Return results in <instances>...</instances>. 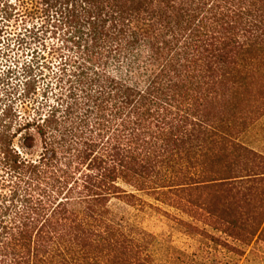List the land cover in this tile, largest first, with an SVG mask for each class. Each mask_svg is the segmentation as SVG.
<instances>
[{
    "label": "trees",
    "instance_id": "obj_1",
    "mask_svg": "<svg viewBox=\"0 0 264 264\" xmlns=\"http://www.w3.org/2000/svg\"><path fill=\"white\" fill-rule=\"evenodd\" d=\"M39 1L66 6L77 52L65 107L0 145V264L132 254L108 206L135 193L264 188V158L238 141L263 114L264 0Z\"/></svg>",
    "mask_w": 264,
    "mask_h": 264
},
{
    "label": "rangeland",
    "instance_id": "obj_2",
    "mask_svg": "<svg viewBox=\"0 0 264 264\" xmlns=\"http://www.w3.org/2000/svg\"><path fill=\"white\" fill-rule=\"evenodd\" d=\"M62 4L0 0V145L19 150L24 123L69 102V62L77 51L58 22ZM262 111L238 141L264 158ZM6 180L0 170V205L13 187ZM135 195V206L118 200L108 206L110 223L133 243V253L109 256L107 264H264V188L166 200Z\"/></svg>",
    "mask_w": 264,
    "mask_h": 264
}]
</instances>
